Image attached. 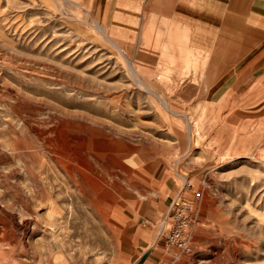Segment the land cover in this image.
I'll return each mask as SVG.
<instances>
[{
  "label": "rangeland",
  "instance_id": "1",
  "mask_svg": "<svg viewBox=\"0 0 264 264\" xmlns=\"http://www.w3.org/2000/svg\"><path fill=\"white\" fill-rule=\"evenodd\" d=\"M185 41L83 0H0V264H264L257 89L212 102ZM185 181L189 250L161 232Z\"/></svg>",
  "mask_w": 264,
  "mask_h": 264
},
{
  "label": "crops",
  "instance_id": "2",
  "mask_svg": "<svg viewBox=\"0 0 264 264\" xmlns=\"http://www.w3.org/2000/svg\"><path fill=\"white\" fill-rule=\"evenodd\" d=\"M83 1L102 23L177 25L190 49L208 55L199 71L212 102L257 89L247 104L264 109V0Z\"/></svg>",
  "mask_w": 264,
  "mask_h": 264
},
{
  "label": "built area",
  "instance_id": "3",
  "mask_svg": "<svg viewBox=\"0 0 264 264\" xmlns=\"http://www.w3.org/2000/svg\"><path fill=\"white\" fill-rule=\"evenodd\" d=\"M201 196L190 181H185L184 187L172 197L168 213L162 219L167 229L161 232L168 245L189 250L190 230L197 218L195 207Z\"/></svg>",
  "mask_w": 264,
  "mask_h": 264
}]
</instances>
